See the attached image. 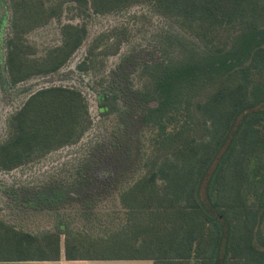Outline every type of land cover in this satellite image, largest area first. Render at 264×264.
<instances>
[{"label":"trees","instance_id":"obj_1","mask_svg":"<svg viewBox=\"0 0 264 264\" xmlns=\"http://www.w3.org/2000/svg\"><path fill=\"white\" fill-rule=\"evenodd\" d=\"M9 2L14 36L5 45V65L11 85L57 72L86 38L85 26L66 24L61 44L45 58H26L18 44L25 30L59 18L66 7L87 16L147 3L195 38L205 58L187 59L152 79L148 120L174 116L184 105V124L164 133L165 126L154 123L163 135L146 171L119 192L126 218L121 229L86 240L70 235L64 224L36 235L0 218V262L58 261L63 253L67 261L264 264V247L256 241L264 213V108L252 109L264 103V0ZM222 35L240 41L228 50ZM96 100L101 114L114 105V98L103 93ZM88 122L79 91L63 86L38 90L7 121L0 170L10 171L76 141Z\"/></svg>","mask_w":264,"mask_h":264},{"label":"rangeland","instance_id":"obj_2","mask_svg":"<svg viewBox=\"0 0 264 264\" xmlns=\"http://www.w3.org/2000/svg\"><path fill=\"white\" fill-rule=\"evenodd\" d=\"M77 13L66 7L59 18L25 30L18 44L33 62L41 61L61 44L62 26H85L87 34L57 72L32 75L11 85L5 45L14 36L13 15L9 0H0V142L8 136L9 117L30 95L46 87L79 91L89 119L76 141L10 171L0 170V218L36 235L64 224L70 235L88 240L106 237L126 222L119 192L146 171L156 142L163 135L154 123L161 122L164 133L184 124V105L174 116L148 120L153 100L147 99L152 93L153 77L161 76L168 67L174 70L187 59L203 61L205 49L147 3L106 14ZM222 36L221 42L228 50L240 41L235 36ZM94 45L98 46L89 53ZM80 63L87 68L77 69ZM102 93L114 98L108 114L98 111L96 97ZM255 108H264V103ZM64 238L61 234V249ZM256 241L264 247V213L256 229ZM65 264L152 263L107 260Z\"/></svg>","mask_w":264,"mask_h":264},{"label":"crops","instance_id":"obj_3","mask_svg":"<svg viewBox=\"0 0 264 264\" xmlns=\"http://www.w3.org/2000/svg\"><path fill=\"white\" fill-rule=\"evenodd\" d=\"M66 262L70 263H79L84 262L81 260H74V261H67L63 257V253L61 254V257L58 261H38V262H0V264H29V263H40V264H65ZM152 263V262H151Z\"/></svg>","mask_w":264,"mask_h":264}]
</instances>
